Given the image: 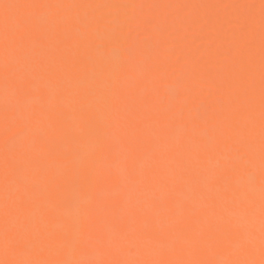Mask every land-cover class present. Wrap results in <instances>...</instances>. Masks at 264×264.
Returning a JSON list of instances; mask_svg holds the SVG:
<instances>
[{
	"label": "snow or ice",
	"instance_id": "1",
	"mask_svg": "<svg viewBox=\"0 0 264 264\" xmlns=\"http://www.w3.org/2000/svg\"><path fill=\"white\" fill-rule=\"evenodd\" d=\"M0 9V264H264V0Z\"/></svg>",
	"mask_w": 264,
	"mask_h": 264
},
{
	"label": "bare ground",
	"instance_id": "2",
	"mask_svg": "<svg viewBox=\"0 0 264 264\" xmlns=\"http://www.w3.org/2000/svg\"><path fill=\"white\" fill-rule=\"evenodd\" d=\"M5 3H63V4H81V5H95V4H108V5H209V4H222V3H254L259 4V0H2ZM71 15H80V16H91L93 14H101L96 9L92 8H79L68 10ZM103 15L111 17H119L124 19L125 17H132L140 14L147 16H158L161 18L167 17L171 22L179 14L181 17L192 15L193 17H213L220 10L209 9V8H199V9H175V8H164L159 9H133V8H106L101 10ZM256 16H259V9L255 10ZM4 12L3 9H0V18H2ZM9 15H17L16 9H10L8 11ZM259 61L258 48H257V65ZM257 80V117H258V89H259V69L257 67L256 73ZM175 82L174 77H170L165 80L160 85V95L161 97H166V91L169 87L173 86ZM3 149V137L0 136V151Z\"/></svg>",
	"mask_w": 264,
	"mask_h": 264
}]
</instances>
